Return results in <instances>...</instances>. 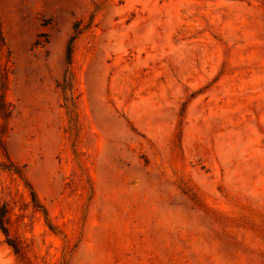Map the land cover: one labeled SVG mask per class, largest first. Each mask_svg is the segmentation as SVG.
<instances>
[{
  "label": "rangeland",
  "instance_id": "374dc122",
  "mask_svg": "<svg viewBox=\"0 0 264 264\" xmlns=\"http://www.w3.org/2000/svg\"><path fill=\"white\" fill-rule=\"evenodd\" d=\"M0 203V264H264V0H0Z\"/></svg>",
  "mask_w": 264,
  "mask_h": 264
},
{
  "label": "trees",
  "instance_id": "16d2710c",
  "mask_svg": "<svg viewBox=\"0 0 264 264\" xmlns=\"http://www.w3.org/2000/svg\"><path fill=\"white\" fill-rule=\"evenodd\" d=\"M72 45L68 46L67 53H68V59L71 60L72 58ZM18 170V169H15ZM17 173L21 174L20 171H16ZM31 190V196L32 200L34 202V207L38 210H41L44 212L46 215V221L47 224L50 228H53L51 223L48 221V211L43 207V204L37 199V194L35 190L30 186ZM9 224H10V209L8 207V204L6 203H0V229L5 233V235L8 237V243L9 245L14 249V251L20 255L23 256L25 254V246L22 244L21 241L18 239L13 238L10 235V229H9Z\"/></svg>",
  "mask_w": 264,
  "mask_h": 264
}]
</instances>
